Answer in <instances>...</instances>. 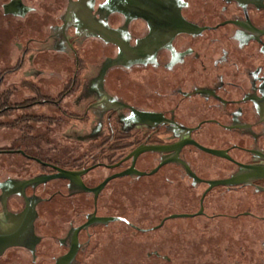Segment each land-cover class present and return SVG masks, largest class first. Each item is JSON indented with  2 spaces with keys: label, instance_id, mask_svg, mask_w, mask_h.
<instances>
[{
  "label": "flooded vegetation",
  "instance_id": "obj_1",
  "mask_svg": "<svg viewBox=\"0 0 264 264\" xmlns=\"http://www.w3.org/2000/svg\"><path fill=\"white\" fill-rule=\"evenodd\" d=\"M1 23L9 30L0 44V261L54 264L76 228L104 216V192L111 201L142 180L164 188L172 209L202 186L182 218L232 220L218 222L203 263L264 264V0H2ZM181 140L224 156L187 143L181 163L172 161ZM140 146L169 151L133 160ZM132 166L144 174L115 176ZM57 169L76 179L33 181ZM232 177L240 181L209 188ZM171 212L149 228L114 216L147 233ZM50 214L60 236L40 232ZM93 226L78 231L72 264Z\"/></svg>",
  "mask_w": 264,
  "mask_h": 264
},
{
  "label": "rangeland",
  "instance_id": "obj_2",
  "mask_svg": "<svg viewBox=\"0 0 264 264\" xmlns=\"http://www.w3.org/2000/svg\"><path fill=\"white\" fill-rule=\"evenodd\" d=\"M1 24L0 44L8 43L5 38L8 37V34H5L6 27L4 29L7 24ZM0 59H2L1 56ZM20 74L21 72H18L16 75L5 76V86H10L11 82H18L21 78ZM10 120L9 117L3 119V121ZM3 143L0 141V144ZM4 157L0 156V159ZM214 178L215 176L210 179ZM201 188L202 186L192 192L179 195L176 199L177 204L172 209V200L168 195L169 193L164 192V188L161 187L162 192L158 193L152 183L139 180L131 185L129 184L123 195L115 197L111 201L104 192L102 197L98 199L97 214L104 216L122 215L139 227L149 228L157 225L171 211V213L178 215L188 212L186 209L188 203H185L191 201L193 205H196ZM225 198L224 206L227 209L233 203V200L230 201L228 197ZM85 210L84 208L83 211ZM57 216L59 215L50 214L47 216L49 229L48 227L46 229L42 224L43 221H40V232L49 236L54 233L60 236V230L57 231L55 226ZM247 220L249 222V219ZM218 222L228 224L232 220L228 217L214 220H207L203 216L193 219L179 217L169 219L160 229L147 233L134 231L119 222H111L108 225L95 224L96 226L94 225L88 231L91 233L90 239L86 238L85 233L81 234V241H86L87 246L81 249L74 264H206L203 262L208 258L207 250L212 247L210 241L218 238L216 237ZM52 227L54 230H52ZM226 228H228L227 225ZM230 233L233 234V232L227 230L224 239L230 238ZM48 235L46 237H49ZM46 243L53 244L55 242L50 240ZM50 250L55 254L58 252L57 247L52 245ZM154 250L167 256L169 260L154 256L148 257L147 254ZM9 263L14 264V262ZM0 264H5V262L1 260ZM39 264H52V261L47 260Z\"/></svg>",
  "mask_w": 264,
  "mask_h": 264
},
{
  "label": "water",
  "instance_id": "obj_3",
  "mask_svg": "<svg viewBox=\"0 0 264 264\" xmlns=\"http://www.w3.org/2000/svg\"><path fill=\"white\" fill-rule=\"evenodd\" d=\"M21 10H23L22 13L25 12V9H22L21 8ZM102 35H104L103 37L105 39H108V40H111V41L116 42V40L112 39L111 37H107V35H105V34H102ZM145 118H147V117H145ZM187 143H193L195 146H197L202 151L207 152V153H210L212 155L224 156V152L223 151H217V150L207 149V148H204L202 146L197 145L193 141H186V140L183 141V140H181V141H179V143L176 145V148L174 149L175 150V153L173 154L172 161H178V162L181 163V161L178 158V153L180 151V148L184 144H187ZM154 151H162V152H164V151H169V150H167L165 148H162V147H157V146H140V147L136 148L133 152H131V154L129 155V157H133V160H135L142 153H145V152H154ZM250 170H251V172H248V175H250V176H254V175L259 174L261 172L259 169H256V168H251ZM57 171L59 172V174H54V175H49V176H43V177L34 179L33 181L36 182V183H43V182H47L49 180L56 179V178H59V177H66V178H69L72 181H74L76 179V176H74L73 173H67V172H64V171H60L59 169H57ZM153 171H155V170H153ZM143 174L144 173H141V172L137 171L132 166L130 169H128V170H126V171H124V172H122L120 174H117L115 176H123V175H143ZM115 176L106 178L97 187L93 188V192H94L95 196L98 194L99 191H101L104 188L105 184L111 178H114ZM238 181H240V179H238L237 177H232L230 179H225V180L210 181V182H208V184H209V188H213V187L219 186V185H233V184L238 183ZM188 216L189 215H187V214H180V215H171L168 218L188 217ZM116 221H125L126 222V220L124 218H121V217H115V216H96L95 213H93V215L90 217V219L87 222H85L83 225H81L80 227H78V228H76L74 230L73 235H72V241H71L70 250L64 256H62L59 259H57V261L54 264H72L73 263V260H74V257H75V254H76L77 248H78L77 233H78V231L80 229L85 228V227H88L91 224H93V225H95V224L96 225L97 224H108V223L116 222ZM133 227L137 231H140V232H144L145 231L144 229H140V228H137L135 226H133Z\"/></svg>",
  "mask_w": 264,
  "mask_h": 264
}]
</instances>
